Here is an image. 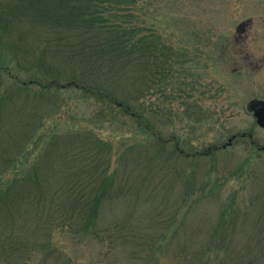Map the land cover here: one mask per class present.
<instances>
[{"label":"trees","instance_id":"16d2710c","mask_svg":"<svg viewBox=\"0 0 264 264\" xmlns=\"http://www.w3.org/2000/svg\"><path fill=\"white\" fill-rule=\"evenodd\" d=\"M134 2L0 0V264H74L64 238L144 247L152 261L175 243L177 216L148 242L102 219L131 179L142 186L179 156L190 171L220 150L195 152L187 138V153L164 136L172 112L148 101L177 99L164 90L176 65L161 36L136 25ZM222 228L186 234L176 263L264 264V238L236 248Z\"/></svg>","mask_w":264,"mask_h":264},{"label":"rangeland","instance_id":"374dc122","mask_svg":"<svg viewBox=\"0 0 264 264\" xmlns=\"http://www.w3.org/2000/svg\"><path fill=\"white\" fill-rule=\"evenodd\" d=\"M130 6L136 25L161 36L176 65L164 90L177 99L164 102L156 95L148 101L172 112L170 120H161L164 136L175 134L187 153V138L195 152L213 144L220 150L201 157L193 172L179 156L142 186L131 179L125 184L131 195L106 208L103 224H127L129 235L143 242L160 236L177 216L183 227L175 243H164L154 261L139 246L109 251L90 238H64L61 245L74 264H177L176 245L186 234H198L199 226L201 233L223 227L236 248L251 241L256 248V237L264 238V130L248 105L264 101V0H135ZM75 112L86 114L88 108L81 105Z\"/></svg>","mask_w":264,"mask_h":264},{"label":"water","instance_id":"95a60500","mask_svg":"<svg viewBox=\"0 0 264 264\" xmlns=\"http://www.w3.org/2000/svg\"><path fill=\"white\" fill-rule=\"evenodd\" d=\"M249 110L253 112L254 119L256 121V125L264 130V101L257 102L253 101L249 105ZM232 140H229V144Z\"/></svg>","mask_w":264,"mask_h":264},{"label":"flooded vegetation","instance_id":"af4514ba","mask_svg":"<svg viewBox=\"0 0 264 264\" xmlns=\"http://www.w3.org/2000/svg\"><path fill=\"white\" fill-rule=\"evenodd\" d=\"M243 27H244V26L239 27V28H238V31L241 32V30L243 29ZM240 72H241V67H239V69H236V70L234 71L235 76H236V75L238 76V74H239ZM250 103H251V102H250ZM250 103H249V104H250ZM239 137H241V136H238V135H233V136H231V137L228 139V141H229V140H232L231 143L229 144V142H227L226 145H227L228 147L231 146V145L234 143V141H236ZM250 137H251V136H250Z\"/></svg>","mask_w":264,"mask_h":264},{"label":"bare ground","instance_id":"6f19581e","mask_svg":"<svg viewBox=\"0 0 264 264\" xmlns=\"http://www.w3.org/2000/svg\"><path fill=\"white\" fill-rule=\"evenodd\" d=\"M244 136H245V135H244V134H242V135H241V138H243Z\"/></svg>","mask_w":264,"mask_h":264}]
</instances>
